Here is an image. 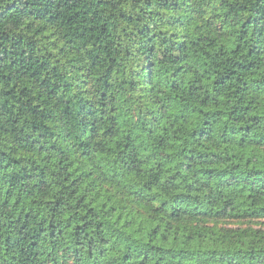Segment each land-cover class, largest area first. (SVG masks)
Returning <instances> with one entry per match:
<instances>
[{"label": "trees", "instance_id": "1", "mask_svg": "<svg viewBox=\"0 0 264 264\" xmlns=\"http://www.w3.org/2000/svg\"><path fill=\"white\" fill-rule=\"evenodd\" d=\"M0 264H264V0H0Z\"/></svg>", "mask_w": 264, "mask_h": 264}]
</instances>
